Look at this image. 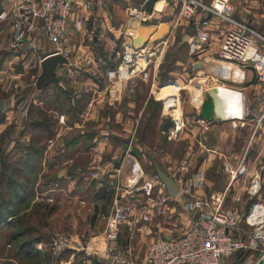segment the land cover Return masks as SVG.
Instances as JSON below:
<instances>
[{
  "label": "built area",
  "instance_id": "2783aa9c",
  "mask_svg": "<svg viewBox=\"0 0 264 264\" xmlns=\"http://www.w3.org/2000/svg\"><path fill=\"white\" fill-rule=\"evenodd\" d=\"M81 1L78 3L76 0H10L8 6L0 10V22H9L13 29V36L8 44L9 49L16 50L22 46L30 49L36 48L34 37L36 21H40L44 36L48 41L55 44L64 43L69 17L75 12V3L84 11L90 10L93 6V0ZM163 1L165 6L169 5L170 1L171 4L178 6L176 20L190 19L194 26V33L189 37L187 46L189 57H196L209 46L211 36L208 26L211 18L229 25L221 38L215 59L202 58L195 61V64L199 66L206 62L213 64L216 76L214 81L235 87L229 83H244L246 72L250 71L256 82L264 86V36L255 31L247 22L233 18V0H212L210 5L204 4L201 0ZM145 2L146 0H143L139 6L127 8L128 20L123 31L122 57L114 68L106 71V78L109 81H127L135 77L147 81L150 78L151 68L155 73L161 63L168 37L156 41L147 40L145 43H134L135 36L130 30L131 21L139 25L152 23V13L158 10L155 8L156 2L150 13L146 11ZM198 9H201L205 16L192 19ZM83 21L82 15L75 18L74 27L78 32L82 29ZM154 42H156L155 46H149ZM50 55H59L67 59L69 52L59 46L56 50L41 57L38 63L40 64ZM93 61V57L89 55L84 63L89 65ZM202 67L203 65L189 79L194 90L190 103L196 110L194 123L200 128V143L206 145L207 149L214 150L203 133L210 131L212 125L222 120L218 117L207 120L198 115L208 87L203 83L205 78L209 77ZM235 67H238L240 72L237 73ZM155 81L153 79V85ZM165 84H172L175 85L174 88H177L173 103L176 113L165 112V101L160 99L162 113L170 118V125L167 128L168 137L177 139L185 128L180 107V92L185 88V84L176 77L166 80ZM240 92L243 101L244 93L242 90ZM26 103L27 101L23 102V104ZM226 120L251 122L250 140L259 135L264 136V109L255 114L250 112L243 103L240 117L232 112ZM58 123H64V115L58 116ZM48 142L53 141L49 139ZM91 151L93 155H99L96 146ZM190 168L191 163L187 158L167 168V175L177 185V191L171 194L158 176L145 172L137 158L126 150L117 171L119 174L120 171L127 173V179L122 181L116 178L115 195L106 216L100 244L92 247L90 240L86 241L79 235L72 238L69 232L56 231L51 233L47 245L36 243V249L40 251L50 249L56 255L65 251L81 253L84 257L97 255L103 260L110 259L113 264H222L224 258L237 251L250 250L260 253L257 261L248 263L245 260H238L230 264H259L264 256V195L261 198L256 197L261 192L264 165L253 168L244 161V158L234 167L228 162H223L222 171L229 179L224 190L213 191L208 195L192 196L187 200L186 211L197 212L198 217L181 234L154 239L141 259H129L116 252L120 226L128 223L132 216L138 214L143 221H149L152 217L163 218L171 214L170 203L179 199L188 189L186 187L191 185V179L186 178L190 173ZM90 176L94 179L98 177L95 172H91ZM241 179H247L244 184V193L235 192L233 201L240 202L243 200V195L251 200L256 198L250 203L245 213L237 208L225 207L229 185ZM57 188V183L54 186L46 185L43 190L36 191L37 198L43 197L51 201L52 199L47 194ZM240 222H244L248 228L246 239L235 238L232 234V230L236 229Z\"/></svg>",
  "mask_w": 264,
  "mask_h": 264
},
{
  "label": "crops",
  "instance_id": "0c3cea01",
  "mask_svg": "<svg viewBox=\"0 0 264 264\" xmlns=\"http://www.w3.org/2000/svg\"><path fill=\"white\" fill-rule=\"evenodd\" d=\"M9 1L2 0L0 2V10L7 7ZM76 1L78 3L82 2L81 0ZM201 1L206 5L212 3V0ZM142 2L143 0H93V6L88 11H84L81 6L75 3V12L69 17L64 43L55 44L48 41L44 36L40 21H36L34 31L35 49L22 46L16 50H10L8 44L13 36V29L9 22H0V133L7 135L8 138L7 144H5L6 151L4 152L5 156L10 157L8 162H13L15 159L22 157L25 148L31 141L37 139L40 135L44 136L39 130L32 127V123L43 117L53 122V135L49 137L45 136L46 139H52L53 144L44 143L43 145L39 156L40 159L38 158L39 162L36 165L37 175L34 183V196L31 200L32 203L38 202L40 204L39 207H43V204H45L44 198H37L36 191L43 190L46 185L54 186L55 183L58 184L57 189L47 194L51 199L55 197V203L51 205L52 210L49 213L47 212L45 217L55 212L54 207L60 203L61 193L66 194L69 199H72L74 204L82 201L83 205L84 201L86 202L85 198L87 195L85 193H87V189L90 192L92 201V211L90 210V212L106 216L115 195L114 183L116 178L122 181L127 179V173L120 171L119 174L117 171L126 150H129L137 158L145 172L155 176L166 173V169L170 166L165 164L164 166L159 165L156 167L157 162L154 157L149 158V161L146 160L144 158L145 153L143 152L145 147L136 143L134 131L125 128L127 125L130 126V123L137 122L141 114L140 111L137 113L134 110L136 101L135 91L137 89H133L132 87L133 81L138 79L109 81L106 78V71L114 68L122 57L123 31L128 20L127 8L139 6ZM160 2L163 3V1ZM158 3L157 6H160ZM170 3L167 5V8L162 9V11L164 10L162 13H158L160 17L172 13L176 5ZM154 13L155 11L152 13L153 19L150 25H139L137 22L131 21L130 30L134 36L143 35L145 28L154 26L155 32L150 36L154 35L156 37L157 35H161L162 29L163 34L156 38L155 41L165 37H168L169 41L176 27L179 26L182 29V40L188 46L189 37L194 33V26L190 19L180 18L176 20V16H174L171 20H160L158 19L160 17L154 16ZM78 15H82L84 18L82 29L79 32L74 27V21ZM203 16H205L204 13L201 9H198L192 19H199ZM232 16L236 20L247 22L255 31L264 36V0H233ZM163 23L168 25L167 30L162 27ZM228 27V24L221 23L215 18L210 19L208 30L211 40L209 46L205 51L199 53L195 59L187 57L188 61L185 64L188 65L191 61V71L189 73L184 72V74L186 73L189 79L203 65L202 68L206 75L214 81L216 76L213 64L206 62L199 66L195 64V61L202 58H206V60L215 59L221 38ZM59 46L68 50V58L55 66L53 79L48 84L44 86L38 85V78L42 72L41 63L39 64L38 60L56 50ZM89 55L93 57L94 61L92 64L85 65L84 61ZM168 74L172 75L173 72L169 71ZM229 84H232L244 93V91L249 92L253 87H256V80L254 75L250 71H247L244 83L236 82ZM171 95L168 94L165 99L171 100ZM258 96L261 98L260 95ZM24 101H27V103L23 104ZM263 109L264 104L260 106L259 111ZM59 115H64L63 124L58 123ZM112 120L115 123H119L125 129L123 130L125 133H119L124 136L121 144L114 140L115 138H112L111 131L102 128L103 122L109 123ZM221 120V122L212 125L210 131L203 133L204 136H207L209 143L213 144L214 150L212 151L216 153L217 150L215 148L223 134L221 126L229 124L234 127L235 123H240L237 120ZM32 129H35L36 133ZM63 133L70 135L74 153H77L76 149L83 143L84 151L90 157L83 166L79 164L78 158V160L74 159L75 161L70 163L73 166L60 168L55 172L54 176L48 178L46 177L47 173L43 174L45 170L43 167L45 166L44 161L47 160L46 156L51 153L52 156L49 158L52 163L60 162L64 159V157H61V154L64 155L66 149H63V143H60V137L63 136ZM261 138L262 136L260 135L250 140L249 135V144L251 145L253 141L257 142ZM250 145L246 148L244 159L246 158L247 163L253 168L264 165L261 161L259 164L256 163L264 149L259 152L253 162L251 157L247 155ZM95 146L99 151L98 157L101 158V155H103L101 163H95V159L93 160L91 150ZM94 157L98 158L95 155ZM91 172H95L98 175L97 179L88 178ZM86 174L89 175L85 177L84 175ZM238 181H234L228 187L227 197L230 195L232 201L235 192L231 188ZM242 181L245 184L247 179H243ZM262 182H264V169H262ZM201 183L202 181L199 179H191V184L195 186H199ZM228 183L225 185V188ZM194 192L197 194L198 190L195 189ZM263 195L264 191L261 190L256 198H261ZM255 199L251 200L246 197V205L248 206L243 210L244 208H242L243 205L241 204L244 200L243 198V200L237 202L241 205L239 206L240 208H236L240 212L245 213L250 203ZM25 211L30 212L28 208ZM192 213L189 218L190 220L184 225L185 227H188L197 219L198 213ZM36 217L42 218L43 216L38 213ZM11 218L13 217L9 219ZM137 232L141 234L139 228ZM84 233L86 232L84 231ZM232 234L235 238L246 239L248 228L247 226L246 228H242L239 225L236 229L232 230ZM44 240L45 238L35 242V244L41 243L42 245H47L49 238L48 241ZM65 253L68 256L65 258L59 257V255H64ZM65 253L57 255V258L59 257L57 259L58 264H75V262H80L81 264H111L105 260L96 261L92 256L84 257L81 253H71V251ZM144 255L145 252L140 259ZM133 258L137 257L134 256ZM259 258V252L250 251L245 261L254 263ZM129 259H132V257H129ZM228 259V257L224 258L222 264H230L235 261L234 259ZM13 261L15 262L16 259ZM15 263L17 264V261ZM259 264H264V256L260 259Z\"/></svg>",
  "mask_w": 264,
  "mask_h": 264
},
{
  "label": "rangeland",
  "instance_id": "374dc122",
  "mask_svg": "<svg viewBox=\"0 0 264 264\" xmlns=\"http://www.w3.org/2000/svg\"><path fill=\"white\" fill-rule=\"evenodd\" d=\"M1 1L2 0H0V2ZM160 6H163V3ZM165 7L167 8L168 6ZM163 11H155L154 16L160 17L158 13H162ZM177 12L178 6H175V8L172 10V13H169L166 16H161L158 19L171 20L177 15ZM181 33L182 29L177 26L173 35L166 44L165 50L162 54L161 63L157 67L155 73L151 68L149 80L143 81L139 77H135L138 80L133 81L134 83L132 84L133 89H137V91H135L136 101L134 104V110L137 113L140 111L141 114L137 122L134 121L132 124L130 123V126L127 125L125 128L134 131L136 143L140 144L142 147H145L143 152L145 153L144 158H146V160L149 161V158L151 159V157H154L157 162V165L155 166L157 167L159 165L164 166L165 164L174 165L177 161L187 158L190 160L191 168L190 173L186 176V178L199 179L202 181V183L199 186H195L193 184L187 186L186 189H188L182 193L181 197L175 202L173 201L170 203L172 211L171 213H173L170 214L171 216L169 215L160 218L161 220L152 217V219L149 221H143L138 217L137 214L132 216L128 223L121 225L118 236V250L116 252L126 257L128 256L127 258H133L134 256L137 258L142 257L150 242L158 237L181 234L187 228L184 225L188 220H190L189 218L191 217V214H193L186 211L187 200L192 196L208 195L213 191L224 190L225 185L228 182V176L222 171L223 162H228L233 167L236 166L244 158L246 148L248 145H250L249 135L251 122L247 121L245 123H235L234 127L230 126L229 124H224L221 126L223 134L222 138L217 143V147L215 148L217 153L207 149L206 145L200 143V129L194 123L196 110L190 103V99L193 98L194 90L189 83V77L186 75V73L184 74V72L189 73L191 71V61L188 65L185 64L188 61L187 43L183 42ZM162 34L163 31L161 29V35ZM161 35H157L156 37ZM155 45L156 42L149 44V46ZM179 61L182 64L177 63ZM169 71L173 72V74H168ZM175 77L180 78L185 84V88L180 92V107L182 109L183 119L185 121V128L177 139H170L167 132V128L170 125V118L169 116H165V114L162 113V101L160 99L167 97L168 94L175 95L177 89L174 88L175 85L171 84L165 86L167 85L165 84L166 80ZM153 79L156 80L154 85ZM211 82V77H206L203 84L204 86H207ZM243 86H245V84H243ZM258 95H260L261 98H259ZM243 103L250 112L255 114L259 113L260 106L264 104V86L256 82V87H253L249 92L244 91ZM102 125V128H106L111 131L110 134L113 136V139L115 138L114 140L118 141L120 144L122 143L124 136L119 133H125L123 131L125 130L124 127L122 128V126H120L119 123H115L114 120L109 123L103 122ZM32 130L34 133H36L35 129ZM62 135L63 136L60 137V143H63L62 148L66 149L64 151V155L61 154V157H64V159L60 162L57 161L56 163H52L49 158L52 156V153L46 156L47 160L44 161L45 166L43 167L45 170L43 171V174L47 173L46 177L48 178L54 176L55 172L60 168L65 166L69 168L73 166L70 163L75 161L74 159L78 158L79 160H77L79 161V164L83 166L90 157V155L84 151L85 149L83 143H81L78 149H76L77 153H74L75 151H73L74 147L72 144L73 142L70 139V135H66L64 133ZM7 139V135L0 133V160L5 159L9 161L10 159L9 156L4 155V152L6 151L5 144H7ZM263 139L264 138L262 136L261 140H257V142L253 141V143L250 145V150H248L249 152L247 155L251 157L253 162L255 161V158L259 152L263 151L264 149ZM48 140L49 138L46 139L45 136L41 135L38 138V141L41 145H44V143L49 145L53 144V142L50 143ZM211 145L213 146V144ZM263 153L264 151L261 152L260 156L258 157V160L256 161L257 164H259L260 161L264 164ZM92 156L93 160L95 159V163H101L103 161V155H101V158L98 156V158H96L94 155ZM68 160L69 162H67ZM244 161L247 162L246 158ZM88 175L89 174H86L84 176L87 177ZM89 177L91 176L89 175L88 178ZM242 180L243 179L239 180L235 186L231 188L233 192L240 191L241 194L244 193L245 185ZM83 181L85 182V180ZM195 189L198 190L197 194L194 192ZM261 190L264 191V182L262 183ZM86 192V202L84 201L83 205L82 202H76L77 204H74L72 199H69L66 194L61 193L59 199L60 203L54 207L55 212L52 214L50 213L49 215L47 214L48 216L46 217L44 215L42 218L36 217L37 214L39 213L42 216V214L46 213V210H50L49 212H51V205L55 203V197H53L51 201L44 199L45 204H43V207H39L40 204L38 202L32 203L30 201V204L28 205L30 212L28 211L27 215L29 217V224L34 227V231H30L26 235L28 237H32L40 231L39 233L43 238H45L44 241H48V238H50V235L53 232H69L72 238L79 235V237L82 239L85 238L86 241L90 240L92 247H96V245L98 243L100 244L102 240V233L105 227L107 215H96L90 212V210L92 211V201L88 189ZM54 194L53 196H55ZM243 198L244 200L241 204L243 205V210H245V207L248 205H246L247 202L245 195H243ZM45 205H48L49 209H45ZM24 206L20 205L19 208H23ZM239 206L241 205L231 200L230 195L227 197L225 201V207L238 208ZM24 224L22 225L25 226ZM239 225L242 228H246L244 222H240ZM138 228L140 229L141 234L137 232ZM14 229L15 225H0V264H16V261L17 264H24L20 258L13 257L15 253L13 245H15V243H12L9 237ZM36 229H39L38 232H35ZM84 231L86 233H84ZM83 234H85V236L82 237ZM41 255L43 256L41 263L32 260V262L29 264L59 263L57 260V255L53 254L50 249H44L41 251ZM66 256H68L66 253L62 255L63 258ZM232 256L233 255L229 256L228 260H233L234 256ZM14 259H16L15 262L13 261ZM94 259L96 261L103 260L97 255L94 256ZM105 261L113 264L110 259ZM79 263L80 262H75V264Z\"/></svg>",
  "mask_w": 264,
  "mask_h": 264
},
{
  "label": "trees",
  "instance_id": "16d2710c",
  "mask_svg": "<svg viewBox=\"0 0 264 264\" xmlns=\"http://www.w3.org/2000/svg\"><path fill=\"white\" fill-rule=\"evenodd\" d=\"M32 127L39 130L46 137L52 136L54 133L53 122L45 117L32 123ZM38 138L31 141L25 148L22 157L15 159L13 162H8L5 159L0 160V225H15V229L9 237L10 241L15 243L13 245L15 251L13 257L20 258L24 264H29L32 260L41 263L43 259L40 251L34 247L35 242L42 240L43 237L39 233L40 231L38 232L39 229L35 230V232H38L35 236L28 237L26 235L30 231H34V227L29 224V217L25 211L34 196V183L37 175L36 165L43 149V145L38 144ZM56 178L58 177L56 176ZM20 205H23L24 209L19 208ZM46 208H48V205H45ZM21 211L23 212L20 214ZM49 211L46 210V213ZM10 217L13 218L9 219ZM249 252L250 250L237 251L232 255L235 261L245 260ZM61 256L59 255V257Z\"/></svg>",
  "mask_w": 264,
  "mask_h": 264
},
{
  "label": "water",
  "instance_id": "95a60500",
  "mask_svg": "<svg viewBox=\"0 0 264 264\" xmlns=\"http://www.w3.org/2000/svg\"><path fill=\"white\" fill-rule=\"evenodd\" d=\"M156 1L157 0H146L145 8L148 13L152 11L153 5ZM162 27L167 30L168 25L163 23ZM153 32H155V27H148L147 30L143 32V35H138L134 37V43H145L147 40H155L158 37H155L154 35L152 37L150 36ZM64 60L65 59L59 55L47 56L41 62L42 72L38 78V85L44 86L48 84L53 79L55 66L58 63L63 62ZM198 115L207 120H213L217 118L216 103L212 94L209 91L205 93V97L200 106ZM158 177L165 183L169 193L173 194L177 191L176 183L167 175V173L159 174Z\"/></svg>",
  "mask_w": 264,
  "mask_h": 264
},
{
  "label": "bare ground",
  "instance_id": "6f19581e",
  "mask_svg": "<svg viewBox=\"0 0 264 264\" xmlns=\"http://www.w3.org/2000/svg\"><path fill=\"white\" fill-rule=\"evenodd\" d=\"M163 0H159L155 3V8L158 10H161L164 8L165 4L163 1V6L158 7V5H161ZM143 30V29H141ZM144 29L143 31H146ZM236 72H240V69L238 67H235ZM169 84L165 85L168 86ZM163 88V87H162ZM209 91L216 103V116L221 119H227L228 115H230L232 112L237 116L240 117V113L242 111V93L240 90L236 87H230L227 85H222L218 81H213L210 84H208L206 92ZM165 111L176 113L175 109L173 108L174 103V95H171V100L165 99Z\"/></svg>",
  "mask_w": 264,
  "mask_h": 264
}]
</instances>
